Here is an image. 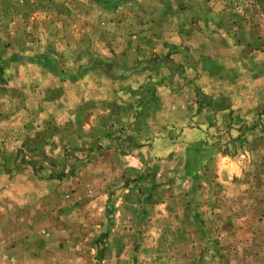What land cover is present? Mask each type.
Segmentation results:
<instances>
[{
  "label": "rangeland",
  "instance_id": "1",
  "mask_svg": "<svg viewBox=\"0 0 264 264\" xmlns=\"http://www.w3.org/2000/svg\"><path fill=\"white\" fill-rule=\"evenodd\" d=\"M0 68V264H264V0H0Z\"/></svg>",
  "mask_w": 264,
  "mask_h": 264
},
{
  "label": "crops",
  "instance_id": "2",
  "mask_svg": "<svg viewBox=\"0 0 264 264\" xmlns=\"http://www.w3.org/2000/svg\"><path fill=\"white\" fill-rule=\"evenodd\" d=\"M178 104V102H176ZM180 107L182 108L181 104H180Z\"/></svg>",
  "mask_w": 264,
  "mask_h": 264
},
{
  "label": "trees",
  "instance_id": "3",
  "mask_svg": "<svg viewBox=\"0 0 264 264\" xmlns=\"http://www.w3.org/2000/svg\"><path fill=\"white\" fill-rule=\"evenodd\" d=\"M0 72H1V68H0Z\"/></svg>",
  "mask_w": 264,
  "mask_h": 264
}]
</instances>
